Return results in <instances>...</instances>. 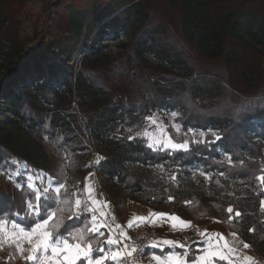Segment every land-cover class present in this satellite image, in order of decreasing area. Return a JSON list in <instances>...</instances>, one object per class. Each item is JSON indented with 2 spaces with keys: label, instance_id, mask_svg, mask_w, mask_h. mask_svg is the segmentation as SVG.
<instances>
[{
  "label": "trees",
  "instance_id": "obj_1",
  "mask_svg": "<svg viewBox=\"0 0 264 264\" xmlns=\"http://www.w3.org/2000/svg\"><path fill=\"white\" fill-rule=\"evenodd\" d=\"M5 1L0 0L4 44ZM50 6L44 7L43 30L28 54L21 56L18 41H7V79L0 84V116L47 135L65 156L57 174L42 170L58 182L71 171L80 174L88 159L79 154L91 147L93 138L120 132L96 165L113 183L102 189L119 215L129 201L153 207L172 195L171 211L195 224L237 232L264 260V213L259 209L264 192L254 179L264 167V0H72L55 4L54 14ZM102 38L127 43L120 54L103 60L98 45ZM90 40L88 52L76 64L80 48ZM99 95L114 98L99 101ZM39 102L50 108L43 109ZM156 110L178 112L182 131L211 127L222 140L210 146L190 144L189 152L172 156L154 153L140 132L144 117ZM170 134L179 142L192 139ZM0 150L32 166L1 143ZM219 150L231 153L232 166ZM126 163L178 168L177 181H147L129 172ZM192 166L212 172V179H188ZM1 199L3 206L18 209L9 196ZM229 205L242 213L231 224Z\"/></svg>",
  "mask_w": 264,
  "mask_h": 264
},
{
  "label": "snow or ice",
  "instance_id": "obj_2",
  "mask_svg": "<svg viewBox=\"0 0 264 264\" xmlns=\"http://www.w3.org/2000/svg\"><path fill=\"white\" fill-rule=\"evenodd\" d=\"M170 115L175 118L179 113L172 111ZM144 120L155 129L150 131L145 128L143 134L145 146L154 153H167L172 156L177 152H189L190 144L210 146L222 140V136L211 127H188L182 131L183 125L173 120L171 127L177 136L192 137L191 140L186 138L179 142L168 132L166 125L159 124L155 115H146ZM209 134L212 137L210 140L207 139ZM134 138L129 136L128 140ZM44 139L47 140L48 136L46 135ZM224 155L229 166H232L234 161L231 153L225 152ZM96 163L99 165L100 160ZM239 163L243 165L244 161L241 160ZM11 164L13 168L0 169V172H7L9 180L15 177L16 187L30 190V195L23 208L13 211L11 205L0 207V248L6 244L14 247L15 252L28 264H105L106 261L111 264H141L144 259H150L154 264H253V258L244 255L237 246L238 233L235 231L231 233L232 241L222 233H210L207 229L203 231L197 229L196 234L200 239L192 243H181L173 239H153L148 242V248H158L161 252L168 248L169 251L164 256L155 252L146 255L145 246L133 242L128 229L147 223L156 226L168 225L173 232H183L193 227L192 222L174 213L150 211L147 216H134L126 226H123L115 223L109 201L97 198L90 183L92 173L85 178L82 188L73 185L75 190L69 192L66 183L54 180L43 171L32 170L27 164L21 169L19 160H13ZM157 166L163 169L164 164ZM200 175L206 180H211L213 173L200 171ZM219 175L224 176L225 173L220 172ZM170 179L173 182L177 181L175 174ZM254 179L260 191L264 192V167ZM216 183L219 185L220 181L217 180ZM174 199L172 195L167 197L168 202ZM184 203L190 204L191 201ZM259 209L264 213V198L259 201ZM226 211L230 224L233 219L242 217L241 211L234 212L231 205ZM67 221L73 223H66ZM254 231L253 228L249 229V232ZM25 243L28 248L24 247ZM239 243L243 244L244 249L250 248V244L244 241ZM192 244L196 245L194 250ZM26 251L29 254L24 256Z\"/></svg>",
  "mask_w": 264,
  "mask_h": 264
},
{
  "label": "rangeland",
  "instance_id": "obj_3",
  "mask_svg": "<svg viewBox=\"0 0 264 264\" xmlns=\"http://www.w3.org/2000/svg\"><path fill=\"white\" fill-rule=\"evenodd\" d=\"M60 1H65L70 3L72 0H6L3 6L1 7V13L3 16H8V23L3 25V29H7V40L3 43L2 39L0 40V84L3 83L5 79V71L7 63L4 61V53L7 50H11L9 43L17 44L20 43L16 49L19 47L22 48V57L28 54L32 45L38 40L39 34L42 32L44 27V7L46 4H50L49 7L54 14V9L59 4ZM56 4V6H54ZM53 5V6H52ZM99 27L100 24H97ZM91 40L87 43V46H82L80 48V53L75 57V63L78 64L83 58L84 55L89 50V44ZM125 39H119L115 41L102 40L100 39L98 45L100 46L99 55L103 60L109 59L120 54L123 50V46L126 44ZM5 47V48H4ZM12 47V46H11ZM15 49V50H16ZM149 59L155 63V61L149 57ZM113 97H108L105 95H99L97 100L105 101L112 100ZM89 99L84 97V100ZM89 101V100H87ZM40 106L47 110L50 107L39 102ZM172 111L156 110L151 115H155L158 119V122L161 126H167V130H174L171 127L173 120L178 123L179 115L173 118L170 113ZM145 128H148L150 131L155 129L151 127L148 122L144 129L140 132V136L143 138ZM120 132L115 136L109 135L107 133L101 134L98 138H93L91 147H89L84 152L80 153L81 156H86L88 159L87 166L82 169V172L74 173L69 172L62 180V182L68 185L69 192L74 191L73 185H79L83 187L84 178L91 172H96L98 176L102 177V187H108L112 185V182H109L105 176L100 175L96 171L97 160H100L101 156L105 151L114 146L117 143V138L120 136ZM211 136V134H209ZM45 135L41 133H36L34 131L28 130L24 126L12 125L6 122L3 116H0V143L7 149L18 154L26 161L32 164L28 168L36 171H43V167L46 169L52 170L56 173L61 171L64 166L65 156L62 154V150H57L53 148L50 139L45 140ZM199 138V137H197ZM85 140V139H84ZM219 155L222 159L227 160L226 156L219 150ZM16 159L7 158L5 154L0 150V169L13 168L11 161ZM68 163V160H66ZM11 164V166H9ZM66 164V163H65ZM25 162H20L19 167L24 168ZM129 172L136 175H141L147 179V181L161 182L163 184H168L172 180L170 177L179 171L175 167L164 166L163 169L160 167H146L140 166L136 163H126L124 166ZM66 169V168H65ZM147 171H151L150 175L147 177ZM200 171L197 166H192L189 169L188 179H194V177H203L200 175ZM47 174V173H46ZM57 174V173H56ZM55 174V175H56ZM49 175V174H47ZM50 176V175H49ZM204 178V177H203ZM54 179V178H53ZM205 179V178H204ZM13 180L8 179L7 172H0V207H7V205L2 204L1 196L7 195L14 202L15 206L19 208L24 207V202L29 196L28 190L26 188H17L16 183ZM206 180V179H205ZM207 181V180H206ZM82 183V185H81ZM173 205L172 202H166L163 206L171 208ZM25 248L29 246L25 243ZM29 253L26 251L23 255L27 256ZM0 264H28L23 257L15 252L14 247L10 245H4L0 248Z\"/></svg>",
  "mask_w": 264,
  "mask_h": 264
},
{
  "label": "crops",
  "instance_id": "obj_4",
  "mask_svg": "<svg viewBox=\"0 0 264 264\" xmlns=\"http://www.w3.org/2000/svg\"><path fill=\"white\" fill-rule=\"evenodd\" d=\"M90 173L93 174L90 177V183H91L92 187L95 189L97 198L109 201L108 198L105 196L103 189H102V184H101L102 177L98 176V174H96V172L91 171ZM89 174L86 177H89ZM85 178H84L83 186L85 183ZM109 203H110L111 212L115 216V223H119L123 226H126L127 222L130 219H132L134 216H147L150 211L151 212H157V213H174L177 216L181 217L182 219L186 220L178 212H173L170 210V208H167L163 205L153 206V207H141L140 205L129 201L126 205L125 213L122 215H119L115 211L112 203L110 201H109ZM187 221H189V220H187ZM192 225H193L192 228H189L183 232H179V231L173 232L168 225H163V226L153 225V227L156 229V231L158 233V236L156 237L157 240L158 239H173V240H179L181 243H184V242L192 243L193 241H197L200 239L199 236L196 234L197 229L200 231L207 229L210 233L219 232V233H222L229 241L233 240L231 233L221 232L217 229H211V228H209L208 225H200V224H195L193 222H192ZM102 231H104V230L102 229ZM130 231H131V229H128L129 235H130ZM239 241H241V240L238 238V240L236 241L237 246L240 248L241 252L244 255H249L253 258V264H264V260L262 258L256 256L251 250L244 249L243 244L239 243ZM101 242H103V238H101ZM192 247L194 250L196 245L192 244ZM168 251H169L168 248H165L163 252H161L160 249H158V248L157 249H150L149 248L146 252V255L149 254L150 252H155L157 255L164 256L167 254ZM176 251H182V250L176 249ZM193 254H194V252H193ZM105 264H111V262L106 261ZM145 264H154V262L150 261V259H145Z\"/></svg>",
  "mask_w": 264,
  "mask_h": 264
},
{
  "label": "built area",
  "instance_id": "obj_5",
  "mask_svg": "<svg viewBox=\"0 0 264 264\" xmlns=\"http://www.w3.org/2000/svg\"><path fill=\"white\" fill-rule=\"evenodd\" d=\"M130 236L133 239V242H135L138 245L145 246V254L147 250L149 249L147 247V244L149 241L156 239L158 236V233L156 229L153 227V225H149L147 223L133 228L130 231ZM141 264H145V259L141 262Z\"/></svg>",
  "mask_w": 264,
  "mask_h": 264
}]
</instances>
